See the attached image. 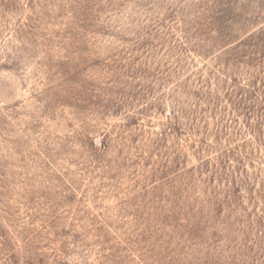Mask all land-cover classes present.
<instances>
[{
  "label": "rangeland",
  "instance_id": "1",
  "mask_svg": "<svg viewBox=\"0 0 264 264\" xmlns=\"http://www.w3.org/2000/svg\"><path fill=\"white\" fill-rule=\"evenodd\" d=\"M0 264H264V0H0Z\"/></svg>",
  "mask_w": 264,
  "mask_h": 264
}]
</instances>
